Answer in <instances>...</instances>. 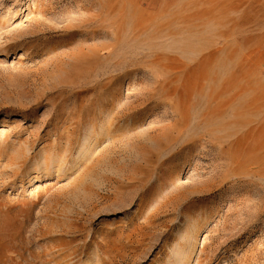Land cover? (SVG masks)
<instances>
[{
    "label": "rangeland",
    "instance_id": "374dc122",
    "mask_svg": "<svg viewBox=\"0 0 264 264\" xmlns=\"http://www.w3.org/2000/svg\"><path fill=\"white\" fill-rule=\"evenodd\" d=\"M0 264H264V0H0Z\"/></svg>",
    "mask_w": 264,
    "mask_h": 264
},
{
    "label": "bare ground",
    "instance_id": "6f19581e",
    "mask_svg": "<svg viewBox=\"0 0 264 264\" xmlns=\"http://www.w3.org/2000/svg\"><path fill=\"white\" fill-rule=\"evenodd\" d=\"M33 180H34V182L36 183V182H39V181H40V178H39L38 176H34V177H33Z\"/></svg>",
    "mask_w": 264,
    "mask_h": 264
}]
</instances>
